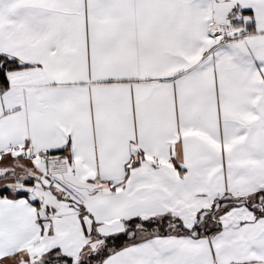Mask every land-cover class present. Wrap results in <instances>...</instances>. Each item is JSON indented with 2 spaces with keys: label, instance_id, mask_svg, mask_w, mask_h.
<instances>
[{
  "label": "snow or ice",
  "instance_id": "1",
  "mask_svg": "<svg viewBox=\"0 0 264 264\" xmlns=\"http://www.w3.org/2000/svg\"><path fill=\"white\" fill-rule=\"evenodd\" d=\"M0 264H264V0H0Z\"/></svg>",
  "mask_w": 264,
  "mask_h": 264
}]
</instances>
